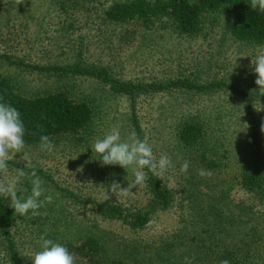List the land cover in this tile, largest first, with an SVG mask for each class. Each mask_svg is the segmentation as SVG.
<instances>
[{"label": "rangeland", "instance_id": "rangeland-1", "mask_svg": "<svg viewBox=\"0 0 264 264\" xmlns=\"http://www.w3.org/2000/svg\"><path fill=\"white\" fill-rule=\"evenodd\" d=\"M126 1L0 0V53L32 65L105 68L113 78L135 84L188 79L222 86L145 92L133 110L128 96L95 78L0 61V75L12 78L25 95L66 88L95 113L81 137L44 145L0 137V160L13 163L0 165V194L16 215L12 239L21 264H87L90 253L72 258L63 246L79 247L90 237L120 264H223L224 254L231 259L246 252V258L229 262L264 264V203L243 191L237 178L251 166V119L258 122L264 147V45L230 34L238 15L230 7L206 15L197 34L177 32L168 17L148 24L106 19L111 5ZM135 118L153 166L175 199L142 230L104 219L92 205L139 209L148 202ZM185 121L204 129L201 148L180 144ZM205 151L216 168L201 161ZM113 159L121 166L117 175L97 179V164ZM183 230L190 231L189 240L176 246L170 263L161 261L156 247L179 239ZM7 246L0 234V264H15Z\"/></svg>", "mask_w": 264, "mask_h": 264}, {"label": "trees", "instance_id": "trees-1", "mask_svg": "<svg viewBox=\"0 0 264 264\" xmlns=\"http://www.w3.org/2000/svg\"><path fill=\"white\" fill-rule=\"evenodd\" d=\"M229 7L238 13L236 20L229 28L230 34L242 42L264 45V0H129L111 5L105 17L115 23L142 21L147 24L154 18L168 17L176 26L177 32L197 34L202 28L203 18L206 15ZM0 61L28 71L54 73L65 77L95 78L109 85L113 92L128 96L132 101L133 110L136 108L138 96L145 92L175 89L204 91L222 86L221 83L208 87L201 86L188 79L149 85L135 84L113 78L105 68L86 67L80 63L65 67L32 65L2 53H0ZM262 99L264 100V95ZM94 115V109L89 102L74 98L66 88L44 95H25L12 78L0 75V137L18 139L30 145L51 144L66 137H81L91 128ZM134 126L141 144L146 177L145 188L148 192L147 204L139 209H128L122 204L113 202L93 203L92 205L104 219L118 220L133 230H142L151 222L155 213L170 209L175 199L172 189L160 178L153 166L142 141L141 129L136 118ZM250 132L251 166L238 174V184L243 191L256 196L260 202L264 203V147L256 119L250 120ZM204 137V129L190 121L182 123L178 131L179 142L186 148H201ZM79 140L82 141L81 138ZM200 158L210 168L217 167V162L211 161L207 151L202 153ZM114 162L104 161L100 165L96 163L95 177L104 182L111 181L117 175L116 170L121 169L120 164L115 160ZM3 164L13 166V163L9 161L0 160V165ZM35 172L51 180L43 171L35 170ZM15 222V212L0 194V234L7 241L11 260L15 264H21L12 239ZM178 235L179 239L166 240V243L162 242L156 247L161 261L170 263L176 246L183 244V240L188 241L191 233L183 230ZM63 249L68 255L73 254L78 258H88L86 255L90 253L87 264H120L113 261L112 257L105 255L104 248L95 237L87 238L79 247L67 242ZM245 254L247 252L234 255L231 259L224 254L223 258L227 260L221 262L231 264L230 260L237 257L246 258Z\"/></svg>", "mask_w": 264, "mask_h": 264}]
</instances>
